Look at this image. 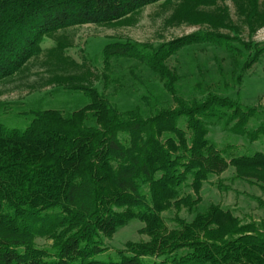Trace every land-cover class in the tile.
Returning a JSON list of instances; mask_svg holds the SVG:
<instances>
[{
    "label": "trees",
    "instance_id": "trees-1",
    "mask_svg": "<svg viewBox=\"0 0 264 264\" xmlns=\"http://www.w3.org/2000/svg\"><path fill=\"white\" fill-rule=\"evenodd\" d=\"M159 1L0 0V80L38 56L45 35L119 20ZM215 4L182 0L180 15L236 30L224 10H198ZM242 8L251 33L264 26V0H243ZM202 43L234 57L246 54L238 84L264 52V46L214 30L159 45L112 41L102 51L106 87L125 85L114 62L136 60L157 76L172 101L146 84L140 103L121 110L83 74L57 75L54 82L89 102L73 111L22 112L28 121L23 128L0 121V264H264V221L244 222L218 204L198 211L204 183L230 165L236 176L264 184L263 152L229 159L208 137L212 125L225 122L253 142L264 135V118L255 130L245 127L264 110L205 90L201 82L194 86L201 97L187 95L182 76L167 63L180 50ZM173 208L175 226L169 228L162 213ZM184 208L195 213L191 221L179 215ZM132 220L144 223L149 239L129 241L117 257L103 258L106 238ZM37 237L53 243L38 247Z\"/></svg>",
    "mask_w": 264,
    "mask_h": 264
},
{
    "label": "rangeland",
    "instance_id": "rangeland-1",
    "mask_svg": "<svg viewBox=\"0 0 264 264\" xmlns=\"http://www.w3.org/2000/svg\"><path fill=\"white\" fill-rule=\"evenodd\" d=\"M181 3L182 0H161L130 12L119 20L73 25L45 35L40 43L42 52L32 57L17 73L0 80V121L10 127L23 128L28 121L21 116L22 112L37 108L73 111L89 102L82 93H75L65 84L54 82L52 79L57 75L83 74L121 110L132 109L140 103V95L146 91V84L162 91L164 97L172 101L171 96L160 88L157 76L136 60L114 62L115 72L123 75L125 85L111 84L106 87L102 75V51L112 41L130 40L159 45L193 32L214 30L238 37L252 46H264V26L251 33L243 15V0H216L215 5L198 7L205 13L224 10L230 26L236 30L214 29L209 23L197 21L195 16L191 17L193 21L185 18L180 15ZM236 44L246 52L242 43L237 41ZM245 60L246 54L234 57L212 43H202L180 50L167 63L182 76L181 83L187 95L194 92L201 97L199 90L194 89L201 82L205 90L220 92L243 104L264 110V52L243 73L242 81L238 84L235 79ZM136 75L141 77L144 84L135 78ZM263 118V113L262 116L253 117L245 128L251 131L257 129ZM227 127L225 122L212 125L208 137L218 149L226 151L229 159L264 153V135L251 142L248 136L237 135ZM236 172V168L230 165L222 174L213 175L204 183L198 211L218 204L233 211L244 222L264 221V184L255 179L238 177ZM176 214L174 208L162 213L169 228L175 226L173 218ZM179 215L191 221L195 213L184 208ZM143 227L144 223L140 220H132L106 238L108 251L102 257H117V250L123 249L129 241L148 240V235L142 232ZM35 243L38 247H48L53 241L37 237Z\"/></svg>",
    "mask_w": 264,
    "mask_h": 264
}]
</instances>
